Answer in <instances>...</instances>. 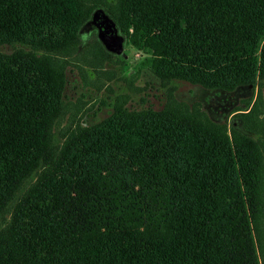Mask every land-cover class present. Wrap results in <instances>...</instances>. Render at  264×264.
Instances as JSON below:
<instances>
[{"label":"trees","instance_id":"16d2710c","mask_svg":"<svg viewBox=\"0 0 264 264\" xmlns=\"http://www.w3.org/2000/svg\"><path fill=\"white\" fill-rule=\"evenodd\" d=\"M96 9L163 86L258 88L241 125L117 104L59 138L69 60L128 66L82 46ZM4 45L0 264H264V0H0Z\"/></svg>","mask_w":264,"mask_h":264},{"label":"rangeland","instance_id":"374dc122","mask_svg":"<svg viewBox=\"0 0 264 264\" xmlns=\"http://www.w3.org/2000/svg\"><path fill=\"white\" fill-rule=\"evenodd\" d=\"M86 32L87 29L80 35L82 46L95 37L93 30L89 31L88 36ZM12 51L10 46H0V54L8 55ZM120 56L127 62L126 69L116 60L101 66L90 65V60L82 57L69 60V65L65 67L64 112L56 129L59 138L77 124L90 126L103 121L117 104L131 110L150 108L156 111L162 110L166 104L171 108L196 107L200 114L204 113L214 122L240 126L235 115L242 113L243 109H250L259 94L258 88H250V94L246 91L239 97L235 95L237 101L221 116L214 109L216 105L208 101L209 94L202 87L185 82H175V88L163 86L157 77L142 69L141 62L145 55L127 43ZM234 93L232 97H235ZM261 94L264 105V88Z\"/></svg>","mask_w":264,"mask_h":264},{"label":"water","instance_id":"95a60500","mask_svg":"<svg viewBox=\"0 0 264 264\" xmlns=\"http://www.w3.org/2000/svg\"><path fill=\"white\" fill-rule=\"evenodd\" d=\"M97 20H99V23H97L98 31L96 39L107 53L120 56L124 51L125 37L121 35L115 22L102 9H96L86 25L94 23ZM248 88L250 89L251 86H248Z\"/></svg>","mask_w":264,"mask_h":264},{"label":"flooded vegetation","instance_id":"af4514ba","mask_svg":"<svg viewBox=\"0 0 264 264\" xmlns=\"http://www.w3.org/2000/svg\"><path fill=\"white\" fill-rule=\"evenodd\" d=\"M97 23H99V20H97L94 23H90L88 25L85 24L80 29V35L82 34L83 30L87 29V32H86L87 36L89 35V31L93 30L95 37H96L97 31H98ZM246 91H248L249 92L248 94H250V90L248 87H238L233 92H227L223 90H213V91H206V92L207 94H209L208 101L216 105L214 109L217 112H219L222 116L225 112L229 110V107L232 106L237 101V97L243 95ZM233 93H234V96L236 95L237 97L236 96L232 97L231 94ZM233 124L235 125V123Z\"/></svg>","mask_w":264,"mask_h":264}]
</instances>
